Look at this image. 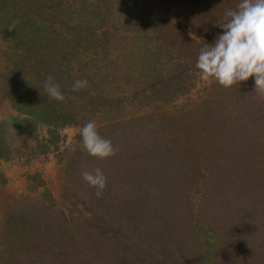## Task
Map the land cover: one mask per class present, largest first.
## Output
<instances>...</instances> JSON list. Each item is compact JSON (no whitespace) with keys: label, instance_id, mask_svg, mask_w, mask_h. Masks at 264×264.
<instances>
[{"label":"trees","instance_id":"trees-1","mask_svg":"<svg viewBox=\"0 0 264 264\" xmlns=\"http://www.w3.org/2000/svg\"><path fill=\"white\" fill-rule=\"evenodd\" d=\"M5 2L14 14L16 0H0ZM116 2L122 9L115 14L108 0V15L133 27L125 39L136 49L122 55L125 70L113 75L112 83H124L123 98H108L91 77L63 75L67 95L62 93V101L45 97L42 116L57 126L80 115L81 125L90 116L111 117L112 127L101 131L114 149L105 157L113 166L100 169L105 188L98 197L75 175L70 200L77 217L72 220L19 201L2 220L0 264H57L77 244L70 264H264V111L244 97L245 81L231 87L210 81L215 94L230 98L218 107L213 94L193 105H172L189 91L200 48L222 31L218 23L238 0ZM79 5L93 15L108 6L104 0ZM36 22L27 30H40ZM77 79L87 85L74 90ZM99 84L103 87L101 79ZM55 106L59 109L50 112ZM164 106L173 108L164 117L148 113L123 119L128 107L154 112ZM74 107L77 112H71ZM83 152L89 156L76 147L75 155ZM84 220L94 223L89 224L94 245L75 238L87 227ZM50 243L65 247L50 254Z\"/></svg>","mask_w":264,"mask_h":264},{"label":"rangeland","instance_id":"rangeland-1","mask_svg":"<svg viewBox=\"0 0 264 264\" xmlns=\"http://www.w3.org/2000/svg\"><path fill=\"white\" fill-rule=\"evenodd\" d=\"M31 1L37 5L31 4ZM31 1L16 0L14 14L10 13L6 2L0 4V233L3 230V217L19 206V201L23 205L37 207L38 211H46L47 216L56 215L61 220H72V217H77L70 200L76 188L72 185L76 176L82 177L84 171L113 166L108 162L110 158L85 156V152L75 155L76 147L81 145L79 128L82 125L79 122H82V115L70 125L57 126L43 122V100L48 97L44 88L46 78L51 76L62 92L63 75L91 77L102 94L108 98L118 96L121 100L124 83H112L113 75L115 71L119 74V71L125 70L127 62L122 55L132 50L136 52L133 49L135 45L131 47V42L125 39L133 27L129 28L121 21L122 18L111 20L108 15L111 6L115 14L122 9L116 0H110L112 5L104 0L109 7L101 8L100 13L107 14L105 16L99 13L93 15L90 8L80 9V0ZM92 1L87 0V3ZM36 9L40 12H35ZM36 20L40 30H27L29 23ZM37 49L42 54L37 53ZM100 79L103 87L99 84ZM245 83L247 85L241 90L244 97L256 104V110L264 111V92L254 90L252 77ZM210 87V81L202 80L198 73L194 74L189 91L175 101L173 107L199 103L210 94L217 96V107L223 101L230 100L224 92L215 94ZM68 90L64 92L68 93ZM130 108H126L130 113L124 115L123 119L146 116L148 113L164 117L173 110L169 106L154 112L147 108L141 111ZM58 109L55 106L49 111ZM77 109L74 107L71 112H77ZM90 120L96 123L100 135L101 131L113 125L111 117L104 115L90 116ZM73 164L77 168L71 173L69 169ZM83 222L87 227H83L80 233L76 232L75 238H87L89 244L94 245L90 240L94 230L89 227L94 223ZM74 246L71 245L75 252L79 244ZM64 247L54 245L50 248V254ZM71 247L63 260H56L57 264H70ZM48 257L55 259L53 255Z\"/></svg>","mask_w":264,"mask_h":264},{"label":"clouds","instance_id":"clouds-1","mask_svg":"<svg viewBox=\"0 0 264 264\" xmlns=\"http://www.w3.org/2000/svg\"><path fill=\"white\" fill-rule=\"evenodd\" d=\"M218 26L222 31L211 44H204L196 57L195 68L200 78L231 87L252 77L254 90L264 92V0H238L234 9L224 12ZM86 85L87 80L77 79L73 89ZM44 88L49 98L64 99L51 76L46 78ZM79 136L82 148L90 156L105 158L114 154L111 141L99 134L94 121L84 123ZM81 175L99 197L106 185L103 172L96 168Z\"/></svg>","mask_w":264,"mask_h":264}]
</instances>
